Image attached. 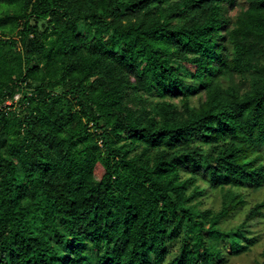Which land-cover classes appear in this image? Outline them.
Listing matches in <instances>:
<instances>
[{
  "label": "trees",
  "instance_id": "16d2710c",
  "mask_svg": "<svg viewBox=\"0 0 264 264\" xmlns=\"http://www.w3.org/2000/svg\"><path fill=\"white\" fill-rule=\"evenodd\" d=\"M237 2L0 0V264H228L258 242L264 199L220 226L264 185V0Z\"/></svg>",
  "mask_w": 264,
  "mask_h": 264
},
{
  "label": "rangeland",
  "instance_id": "374dc122",
  "mask_svg": "<svg viewBox=\"0 0 264 264\" xmlns=\"http://www.w3.org/2000/svg\"><path fill=\"white\" fill-rule=\"evenodd\" d=\"M248 6V0H238L237 4L230 9V14L234 17H236L242 10L247 8ZM80 32L85 33V26L84 23H80ZM262 49L264 50V45H260V52L257 55H263ZM252 74L250 71L246 72H238L234 71L231 74L222 75L220 78V83L224 87H230L231 85H235L236 87L240 88L242 91H245L250 88L252 83ZM21 97V94L18 98H9L7 99L3 105H6V107H14L19 108V99ZM168 99L176 102L177 104L181 105V101L179 97H173L168 96ZM198 97L197 94L193 96L192 104L198 103ZM186 157L184 156V159ZM184 175H188L189 173L183 172ZM200 188H203V193L198 194L196 198L193 200V202H198V208L201 207H211L215 210L219 209L222 202V189L220 187H212L202 177L198 178L197 181ZM245 197L247 198L248 202L245 204L241 209L236 211L234 214H232L230 217H228L226 220L222 221L220 226L222 228L228 229L230 227H233L237 225L242 218L244 217L245 211L251 205L252 203L264 199V185L260 187L259 189H254L251 187H244L242 188ZM253 229V233L259 235V240L254 245H252L247 251L231 255L229 263L228 264H261L263 261V254H264V218L257 220L254 225L251 227ZM222 244L225 245V248L230 251L231 249V241L224 239L222 240Z\"/></svg>",
  "mask_w": 264,
  "mask_h": 264
},
{
  "label": "built area",
  "instance_id": "2783aa9c",
  "mask_svg": "<svg viewBox=\"0 0 264 264\" xmlns=\"http://www.w3.org/2000/svg\"><path fill=\"white\" fill-rule=\"evenodd\" d=\"M19 96H20V93L18 92V93L15 94L14 97H15V98H18Z\"/></svg>",
  "mask_w": 264,
  "mask_h": 264
}]
</instances>
